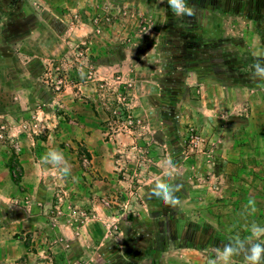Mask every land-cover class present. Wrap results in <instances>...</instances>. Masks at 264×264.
<instances>
[{
  "label": "crops",
  "instance_id": "1",
  "mask_svg": "<svg viewBox=\"0 0 264 264\" xmlns=\"http://www.w3.org/2000/svg\"><path fill=\"white\" fill-rule=\"evenodd\" d=\"M47 1L52 7H56L59 2ZM179 1L187 9V14L179 16L178 20L181 19L184 24L188 22L189 29L182 30L180 24H175L178 27L175 26L173 34L168 33V36H172L167 38L169 41L165 42L162 38L163 59L159 47L156 51L149 48L139 59L128 53L120 65L104 67L114 70L118 67L135 68L141 71V77L146 76L140 81L141 89L145 92L138 94L139 98L147 95L146 101H140L142 110H137L139 116L136 115L146 125L147 132H144L143 141L133 133V136H113L110 140L107 139L103 133L101 106L95 102L90 105L84 99L76 98L71 92L63 96V115L57 114L56 107L53 110L45 107L41 114L35 116L30 112L36 103L32 99L29 104H19L21 110L25 111L21 115L0 114V123H5L10 139L12 140V136L17 137V140L13 138L12 142L0 141V203L21 204L12 207L9 221L0 223V264H48L44 255L55 264H77L83 257L80 260H71V253L73 256L74 251H79L83 256L87 254L86 249L92 250L93 259L99 263L103 257L101 264H177L179 255H185L194 264H203L210 256L209 251L227 252L229 249L224 247L235 242L234 240L256 246L258 249L254 256L257 260L263 258V239L260 238L255 244L251 236L257 238L264 235V31L258 29L264 28V19L257 20L259 16L264 18V0H229L228 5L225 0ZM91 3L93 0H81L80 8L89 10ZM148 6L150 10H155L157 6L163 8L165 5L161 0H153ZM70 8L72 7H69V10L74 9ZM229 14L238 16L234 19L241 17L254 22L255 28L258 29L256 31L260 32L254 38V44L262 45V50H255L249 56L231 53L233 44L241 41L227 36L222 31L220 16ZM245 24L249 25L247 22ZM50 33L55 36L54 41L57 43L52 29ZM20 39V42L25 44L36 41L34 31ZM182 45L184 52H181ZM37 52H28L25 55L31 59L40 58L41 55ZM167 65L169 70L165 68ZM101 66L98 63L99 72L103 68ZM152 70V73L147 74ZM150 76L155 78L150 79ZM164 80L172 83L162 88L164 92L160 97V86L157 82H165ZM179 80H183L184 84L178 83ZM149 88L154 90L162 101L159 102L160 109L150 105L147 100L151 95L148 93ZM188 91L191 96L184 94ZM192 93L198 95L194 97ZM167 95L172 104L164 102L163 99ZM234 96L242 99L233 105L242 106L245 102V106L251 109L250 112L256 113L251 114L249 120L246 119L247 114L244 118H236L234 123L226 127L228 131L224 137L227 146L220 154L221 164L216 167L225 189L222 199H219L215 203L218 206L211 207V210L199 208V216L194 217L198 222L190 218L194 214L193 211H188L194 204L189 205L187 210L182 208V212L172 215L169 213V206L162 204L160 212L165 216L168 229L173 217L176 221L188 217L194 222V225H176V239L169 236L174 234L169 230H162L157 233L158 236H150L154 233L151 230L152 223L133 222V218L121 233L125 237L123 245L110 242L105 245L108 249H104L102 254H96L94 252L101 249L105 237L97 240L94 229L87 227V231L85 228L79 229L80 235L84 233V238H76L78 228L72 226L74 223L71 220L76 217L62 218V222L67 220L71 224L65 222L60 229L56 227L57 230H51L47 227L44 215L52 206L53 191L54 195L59 193L57 197L62 194L64 197H61L70 208L73 204L76 209H79V206H89L100 214L96 199L98 200L102 193L117 190L114 171L118 170V167H115V155L118 154L128 156V162H124L125 166L120 168L126 171L134 170L132 167L136 165V160L138 163L143 160L140 169L134 170L130 177L141 183L137 188L143 209L140 218H148L147 208L150 209V206L146 207V204L150 203V196L149 193L145 195L149 190L146 187H150L154 180L152 177L157 176V167H162V158L154 159L150 164V157L143 158L140 154L164 155L163 160L174 171L169 174L180 175L183 165H171L167 159V151L171 154L177 153L176 140L184 134L183 119L186 123L197 124L199 121L200 126L206 128L208 122L213 123L216 118L219 119L220 110L223 115L224 109L230 108V100ZM29 123L37 126L26 128ZM35 132L41 134L35 138L31 137ZM10 143L20 145L18 152L8 150ZM80 154H86L90 158L92 169H82L78 161ZM118 165L121 164L118 162ZM16 171H19V174ZM247 172L252 174L248 175ZM51 175L58 176L59 179H53ZM161 177L158 175L155 179ZM174 182V185H177L176 181ZM121 185L127 187L129 181ZM232 192H235V196L232 195L231 198ZM161 200L162 203L181 202L184 206L191 203L192 198L180 195L174 198L167 196ZM55 203L56 200L53 204ZM199 205L201 204L197 207ZM68 209L64 207L65 213L70 216ZM208 220L214 225L203 224L208 223ZM235 222L238 223L232 226ZM61 235L67 241L66 250L53 246L54 237ZM151 240H157L156 244L151 243ZM179 241H185L187 245H179ZM99 242L102 243L98 245ZM258 243H261V246H257ZM59 251L61 260H58L57 256Z\"/></svg>",
  "mask_w": 264,
  "mask_h": 264
},
{
  "label": "rangeland",
  "instance_id": "2",
  "mask_svg": "<svg viewBox=\"0 0 264 264\" xmlns=\"http://www.w3.org/2000/svg\"><path fill=\"white\" fill-rule=\"evenodd\" d=\"M152 1L93 0L90 9L83 10L80 8L81 0H59L56 7L50 6L47 0H0V114L21 115L25 111L21 110L19 104H29V101L34 100L36 103L33 104L34 107L31 108L30 112H33L35 116L41 114L45 107L52 110L56 107L58 109L57 114L63 115V96L67 92H71L76 98L84 99L90 105L96 103L101 106L103 133L107 139L110 140L113 136V138L133 136V133L143 141L144 132H147L145 131L146 125L143 120L139 119L137 110H142V105H139L142 104L140 101L142 99L146 101L147 95L141 98L138 96L139 92H145L141 89L140 81L146 76L141 77V71L135 68L122 69L118 67L114 70L104 67L120 65L125 61L128 53H132L133 57L139 59L140 55L149 48L156 51L159 47L160 56L163 59L162 38L165 42L169 41L167 38L172 36H168V33L173 34L175 26L178 27L175 24H180L182 30L189 29L188 22L184 24V21L178 20L179 16L187 14V9L182 2L179 0H161L165 5V10L164 7L158 6L155 10H150L148 5L149 2L152 4ZM225 3L228 5L230 1L225 0ZM69 7L74 9L70 8L72 10H69ZM170 16L171 18H169ZM236 17L238 16L232 14L220 16L222 31L227 36L241 41V43L233 44L234 49L231 53H242L244 56H249L255 50H262V45L254 44V38L260 33L256 30L264 31V28L256 29L253 21L241 17L234 19ZM258 19L264 18L259 16ZM246 22L249 25L245 24ZM51 29L56 35L57 43L54 41L55 36L50 33ZM30 31H34L36 41L21 43L20 38L27 37ZM28 52H37L41 56L31 59L25 55ZM181 52H184L183 45ZM98 63L103 67L100 72L98 71ZM165 68L170 69L168 65ZM152 72L153 70L147 74ZM151 78L153 79L155 76H150ZM177 82L184 84L183 80ZM171 83L172 81L157 82L160 86V97L164 92L162 88L171 85ZM149 86L152 85L149 84ZM148 93L151 94L147 98L150 105H155L156 108L160 109L159 102L162 101L158 98L157 93L150 88ZM184 94L191 96L190 91ZM192 94L194 97L198 95ZM195 99L197 101V98ZM241 99L239 96H234L230 100L232 101L230 108L224 109L223 115L221 114L222 110H220L219 119L216 118L213 123L208 122V128L207 126L206 128L201 127L199 121L197 124L195 122L186 123V120L183 119L185 121L182 125L184 134L179 140H176L178 146L175 151L177 150V153L171 154L170 151H167L169 153L167 159L171 165H183L184 168L180 171V175L169 174L174 171L163 160L164 155L140 154V157L143 158L150 157V164L153 163L154 159L162 158V167H157L159 170L157 176L161 175L162 177L155 179L157 176H153L152 184L150 187H146L149 190L145 192V195L149 193L150 196V203L146 204V207L150 206V209L147 208L148 218H140V212L143 209L137 188L141 183L130 177L134 170L140 169L143 160H140L139 163L136 160V165L132 167L134 170L127 169L126 171V169L120 168L125 166L124 162H128V156L118 154L115 155V167H118V170L114 171L117 190L102 193V196L98 200L96 199V206H99L100 214L93 211L92 207L89 206H85V208L79 206V209H76L73 204V207L70 208L65 204V200L62 198L64 196L60 194V197H57L59 193L54 195L55 191H53V203L55 200L56 203L51 202L52 206L46 210L47 213L44 215L47 227L51 230H57L56 227L60 229L65 222L68 225L71 224L67 220L62 222V218L76 217L71 218L74 223L72 226L78 228L76 238H84V233L80 235L79 229H86L87 227L94 229L97 240L105 237L106 242L104 241L101 249L94 252L96 254H102L104 249H108V246L105 245L110 242L119 246L123 245L125 237L121 233L125 230L126 224H129L133 218V222L152 223L151 230L154 233L150 235L152 231L149 230L150 236H158L157 233L162 230H169L174 233L169 236L176 239L175 233L178 232L176 225H194V222L190 221L188 217L186 219L181 218L178 222L173 217L171 218L172 224L169 225L168 229L165 216L161 215L160 212L161 205L167 204L170 208L169 213L172 215L179 211L182 212L183 209L187 210L189 205L194 204L188 211H193L194 214L190 218L196 222H198L197 218L194 217L195 215L199 216V208L211 210V207L216 208L218 206L215 203L222 199L221 196H223L225 189L223 179L216 167L221 164L220 154L227 146L224 137L225 132L228 131L226 127L234 123L236 118H244V115L247 114L246 119L249 120L250 115L253 114L250 112L251 109L245 106V102L242 106L233 105L234 102L236 103ZM163 100L166 104L169 102L172 104L168 95ZM255 113L256 111H254ZM32 121L33 118H31ZM4 124L0 123V141L12 142L13 138L16 139L17 137L12 136L11 140ZM30 126L33 128L37 124L29 123L26 128L30 129ZM40 134L41 132H35L32 133L33 136L31 137L35 138ZM191 136L197 137L198 142L192 143ZM19 146L18 143H10L8 150L16 152ZM78 161L83 170H88L90 167L92 169L93 165L86 154H80ZM118 162L121 165H118ZM16 173L19 174V171ZM246 174L251 175L252 172ZM57 177L51 175L53 179ZM128 181L129 186L121 185L128 183ZM174 181L177 185H174ZM232 193L231 198L235 196V192ZM180 195L191 197V203H186L187 205L184 206L183 203L177 201L162 203L161 198L167 196L174 198V196L179 197ZM132 200L134 202L131 203ZM9 204L2 205L0 203V223L9 221L12 207L21 205L18 202ZM198 204L201 205L197 207ZM64 207L65 209L70 208L68 209L71 213L70 216L65 213ZM133 215L135 217H132ZM237 223L231 225L234 226ZM203 224L214 225L209 220L208 223L204 222ZM255 237L251 236L255 244L260 238L264 241V235ZM160 238L162 239V235ZM155 241L157 242V240L150 242L156 244ZM234 241L224 247L229 249L227 252L209 251L210 256L203 261V264H264V250L261 251L263 258L257 260L254 256L258 249L255 248L256 246L245 245L239 240ZM52 243L53 246L61 247L64 250L68 248L63 235L55 236ZM100 243L102 242H99L98 245ZM178 244L187 245L185 241H179ZM258 245L261 246V243ZM86 250L87 254L83 256L79 251H74L73 256L71 253L69 259L80 260L83 257L77 264L103 263V257L99 263L93 259L92 250ZM57 256L59 257L58 260L62 259L60 258L61 251L57 253ZM41 258L42 260L46 258L48 264H55V262L49 261L45 255L44 258ZM176 263L194 264L185 255H179Z\"/></svg>",
  "mask_w": 264,
  "mask_h": 264
},
{
  "label": "built area",
  "instance_id": "3",
  "mask_svg": "<svg viewBox=\"0 0 264 264\" xmlns=\"http://www.w3.org/2000/svg\"><path fill=\"white\" fill-rule=\"evenodd\" d=\"M198 140H199V139H198L197 137L191 136V142H192V143H197Z\"/></svg>",
  "mask_w": 264,
  "mask_h": 264
}]
</instances>
